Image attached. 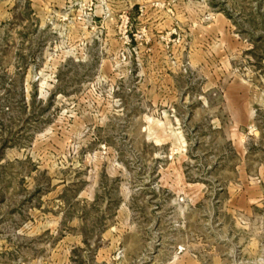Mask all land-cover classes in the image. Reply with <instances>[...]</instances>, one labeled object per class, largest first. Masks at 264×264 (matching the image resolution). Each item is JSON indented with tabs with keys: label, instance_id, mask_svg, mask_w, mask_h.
I'll return each instance as SVG.
<instances>
[{
	"label": "rangeland",
	"instance_id": "374dc122",
	"mask_svg": "<svg viewBox=\"0 0 264 264\" xmlns=\"http://www.w3.org/2000/svg\"><path fill=\"white\" fill-rule=\"evenodd\" d=\"M0 264H264V0H0Z\"/></svg>",
	"mask_w": 264,
	"mask_h": 264
}]
</instances>
